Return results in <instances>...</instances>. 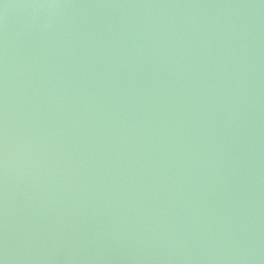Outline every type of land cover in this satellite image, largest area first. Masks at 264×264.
<instances>
[{"label":"water","instance_id":"95a60500","mask_svg":"<svg viewBox=\"0 0 264 264\" xmlns=\"http://www.w3.org/2000/svg\"><path fill=\"white\" fill-rule=\"evenodd\" d=\"M0 264H264V0H0Z\"/></svg>","mask_w":264,"mask_h":264}]
</instances>
